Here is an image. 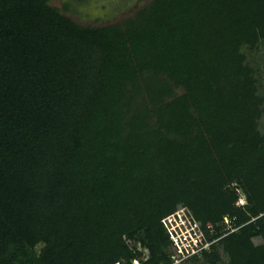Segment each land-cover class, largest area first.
I'll use <instances>...</instances> for the list:
<instances>
[{"label":"trees","instance_id":"trees-1","mask_svg":"<svg viewBox=\"0 0 264 264\" xmlns=\"http://www.w3.org/2000/svg\"><path fill=\"white\" fill-rule=\"evenodd\" d=\"M74 1L0 0V264H171L180 207L232 264H264V192L212 113L254 82L241 45L264 43V0H150L97 25Z\"/></svg>","mask_w":264,"mask_h":264},{"label":"rangeland","instance_id":"rangeland-1","mask_svg":"<svg viewBox=\"0 0 264 264\" xmlns=\"http://www.w3.org/2000/svg\"><path fill=\"white\" fill-rule=\"evenodd\" d=\"M68 0H52L56 6L62 7ZM122 0H87L79 3L74 1L78 11L68 12L67 15L73 19L93 25L108 24L116 22L125 16L134 14L139 8L149 3L150 0H129L128 3L121 4ZM241 50L246 55L245 63L255 68L253 73L254 82L250 87H243L234 94L230 90L220 95L222 101L220 110L217 106L212 107V113L220 111V115L225 122L230 134L238 136L239 147L242 150L241 163L247 168L245 176L246 181L252 182L264 192V181L262 179V170L264 168V116L263 110L259 107L258 98L264 95V43L251 47L244 43ZM228 90V89H227ZM232 91V90H231ZM240 93L239 95H237ZM222 95V96H221ZM231 96V97H230ZM243 100H245L243 102ZM243 195V194H242ZM243 201L246 202V196L243 195ZM256 244L264 242L262 237H256ZM133 244V243H132ZM44 243L38 244L32 253V257L37 259ZM218 251L221 254L219 262L206 261L204 256H200L198 261H186L183 264H232L227 254L223 252L220 243H216ZM171 246L168 247V253H172ZM35 254V255H33ZM149 251L146 250V257ZM137 263L134 261V264ZM36 264V260L34 262Z\"/></svg>","mask_w":264,"mask_h":264},{"label":"built area","instance_id":"built-area-1","mask_svg":"<svg viewBox=\"0 0 264 264\" xmlns=\"http://www.w3.org/2000/svg\"><path fill=\"white\" fill-rule=\"evenodd\" d=\"M244 195V194H243ZM243 195L236 203L237 206H243L246 202L243 201ZM230 215L225 217L222 231H238L240 227H234ZM164 226L171 239V248L173 249L171 256V264H183L193 256H202L205 251H211L212 246L219 242L222 237H215L211 239L210 236L218 233L212 222L207 223V228L210 230L209 234L202 224L195 218L192 211L188 207H180L175 212L163 218Z\"/></svg>","mask_w":264,"mask_h":264},{"label":"flooded vegetation","instance_id":"flooded-vegetation-1","mask_svg":"<svg viewBox=\"0 0 264 264\" xmlns=\"http://www.w3.org/2000/svg\"><path fill=\"white\" fill-rule=\"evenodd\" d=\"M76 2L83 3L86 2L87 0H75Z\"/></svg>","mask_w":264,"mask_h":264},{"label":"clouds","instance_id":"clouds-1","mask_svg":"<svg viewBox=\"0 0 264 264\" xmlns=\"http://www.w3.org/2000/svg\"><path fill=\"white\" fill-rule=\"evenodd\" d=\"M137 263H135V264H140V262H139V260H135Z\"/></svg>","mask_w":264,"mask_h":264}]
</instances>
